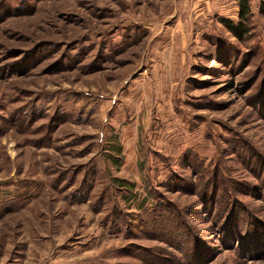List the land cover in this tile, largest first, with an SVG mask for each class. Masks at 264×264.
I'll return each instance as SVG.
<instances>
[{"label": "rangeland", "instance_id": "rangeland-1", "mask_svg": "<svg viewBox=\"0 0 264 264\" xmlns=\"http://www.w3.org/2000/svg\"><path fill=\"white\" fill-rule=\"evenodd\" d=\"M250 2L0 0V264H264Z\"/></svg>", "mask_w": 264, "mask_h": 264}, {"label": "trees", "instance_id": "trees-1", "mask_svg": "<svg viewBox=\"0 0 264 264\" xmlns=\"http://www.w3.org/2000/svg\"><path fill=\"white\" fill-rule=\"evenodd\" d=\"M261 12L264 15V3L261 4ZM252 16H253V12L251 8L250 0H239L238 20L233 21L229 19V20H224L223 23L236 38L243 39L245 37H248L251 33ZM175 229L177 230V228ZM181 235L182 237H185L184 240L187 241L186 245L189 251V253L187 254L183 253V255L185 256L186 263L204 264V261L200 258L201 257L200 248L198 249V247L194 243L192 245L189 244V241H192V237L188 235H183V233Z\"/></svg>", "mask_w": 264, "mask_h": 264}]
</instances>
